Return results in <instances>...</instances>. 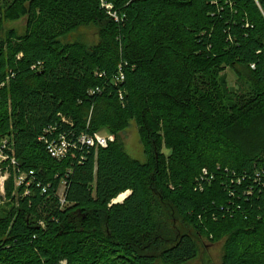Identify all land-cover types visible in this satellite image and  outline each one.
Here are the masks:
<instances>
[{
  "label": "trees",
  "instance_id": "16d2710c",
  "mask_svg": "<svg viewBox=\"0 0 264 264\" xmlns=\"http://www.w3.org/2000/svg\"><path fill=\"white\" fill-rule=\"evenodd\" d=\"M106 2L118 21L101 0H10L0 13V147L34 173L16 187L10 170L0 264H187L201 241L224 243L222 264H264V0ZM22 18L23 35L4 32ZM81 29L98 42L66 41ZM133 121L144 164L121 139ZM49 128L116 140L58 161L39 140Z\"/></svg>",
  "mask_w": 264,
  "mask_h": 264
},
{
  "label": "rangeland",
  "instance_id": "374dc122",
  "mask_svg": "<svg viewBox=\"0 0 264 264\" xmlns=\"http://www.w3.org/2000/svg\"><path fill=\"white\" fill-rule=\"evenodd\" d=\"M10 0H0V13L3 11V8L7 5V3ZM27 26V19L22 18L18 21L14 22H6L4 26V32L6 33L9 30H15L19 35H23L25 33ZM5 35V34H4ZM4 38V36H3ZM81 41L85 42L88 45H94L98 42V35L96 29H81L71 37H69L66 41ZM238 70L240 72H244L243 68L238 67ZM222 76L226 79L230 89L233 93L236 94H244L248 91V85L245 81V79L241 78L236 71L233 69H226L225 72L222 73ZM102 134L107 135L108 132H102ZM121 139L125 145V149L128 152V154L135 160L146 163L147 162V156L144 152V148L140 139L139 135V129L135 121H133L130 125V127L121 134ZM164 153L169 156L170 151L164 150ZM6 164H4L5 166ZM2 177L5 175V170L2 171ZM10 172L9 177L10 178ZM7 179V180H8ZM7 180L4 183V188L0 180V205L4 202H6L5 199V184ZM15 186L17 187L16 177H15ZM62 189L60 190V194L62 193ZM118 201V200H116ZM3 205V204H2ZM223 246L224 243H210L209 241H201L200 242V249H199V255L198 257L187 263V264H222L223 261Z\"/></svg>",
  "mask_w": 264,
  "mask_h": 264
},
{
  "label": "built area",
  "instance_id": "2783aa9c",
  "mask_svg": "<svg viewBox=\"0 0 264 264\" xmlns=\"http://www.w3.org/2000/svg\"><path fill=\"white\" fill-rule=\"evenodd\" d=\"M101 3H102V7L105 8L107 12L116 21H118V16L113 11V5L111 3L106 2V0H101ZM252 68H255V66H252ZM33 69H38V67L34 66ZM99 76L102 77L103 74H99ZM124 80H125V75L122 70H120V72H118V74L113 78V82L115 84L121 83ZM101 92H103V90L96 89L92 91L91 93L94 94V93H101ZM120 98L123 99L122 94H120ZM55 130L56 129L54 128H49L48 130L45 131V134L41 136L39 140L41 142H44V144L46 145L48 154L52 158L58 161L65 159L68 156L69 151H71L72 149L77 150V149H80V148L82 149L83 147L87 146V147H91V148L98 150L99 148L108 147L110 143H113L116 140V137L112 134L105 135L102 133H95L91 135V134L84 133L77 138L76 142H74L70 140L68 136L63 133H58L56 134V136H54L53 133H55ZM7 151L10 152L11 154H8ZM12 152L13 151L9 146V142L5 140L0 147V180L3 185V188H4L5 181L9 177V172L11 169L16 171L15 177H16L17 187L22 186V185H26V187H28L33 183V181L31 180V177L34 175V173L30 172L28 174L26 172L20 171L19 163L17 159L15 158L14 153ZM4 164L6 165L4 166ZM3 170H5L4 177H2L1 175ZM207 173L208 172L204 170V174L207 175ZM211 180H213V175H211L209 178L206 179L208 183H210ZM66 187H67V183L64 182L61 187L63 192L60 194V191H59V197H60L62 208L67 205L66 193H65ZM129 193L130 192L126 193L127 196L129 195ZM26 194H28V191L26 192ZM127 196L125 197V199L127 198ZM124 200L120 202L123 203ZM62 264H66V263L63 262Z\"/></svg>",
  "mask_w": 264,
  "mask_h": 264
},
{
  "label": "bare ground",
  "instance_id": "6f19581e",
  "mask_svg": "<svg viewBox=\"0 0 264 264\" xmlns=\"http://www.w3.org/2000/svg\"><path fill=\"white\" fill-rule=\"evenodd\" d=\"M126 195H127L126 193L122 194L117 200L118 201H123L125 199Z\"/></svg>",
  "mask_w": 264,
  "mask_h": 264
},
{
  "label": "water",
  "instance_id": "95a60500",
  "mask_svg": "<svg viewBox=\"0 0 264 264\" xmlns=\"http://www.w3.org/2000/svg\"><path fill=\"white\" fill-rule=\"evenodd\" d=\"M130 194H131V193H129V195H130ZM129 195H128V196H129ZM126 196H127V195H126ZM128 196H127V198H128ZM127 198H126V199H127ZM126 199H125V200H126ZM115 203H122V202H120V201H117V202H116V201H115Z\"/></svg>",
  "mask_w": 264,
  "mask_h": 264
}]
</instances>
